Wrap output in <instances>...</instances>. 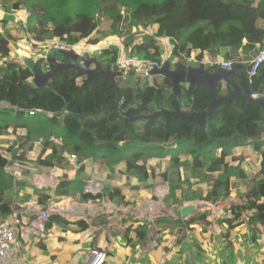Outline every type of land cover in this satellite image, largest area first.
<instances>
[{"label": "trees", "instance_id": "1", "mask_svg": "<svg viewBox=\"0 0 264 264\" xmlns=\"http://www.w3.org/2000/svg\"><path fill=\"white\" fill-rule=\"evenodd\" d=\"M182 1L23 0L21 9L19 4L14 5L11 11H18L21 17L14 18L15 22L17 20L16 34L0 31V211L10 200V197L3 199L12 177L6 169L14 163L26 166L23 171L28 176L41 168H65L70 164L66 153L74 155L80 163L74 166L77 171H82L84 162L91 159L103 163L109 170H114L117 165L128 181L138 177L145 182L154 175L155 167L149 161L156 155L168 157L165 164L167 198L172 197L174 203L188 200V193H192L191 199L215 203L230 195L232 180H237L243 184L242 191H236L241 204H231L226 217L218 220L221 233L230 237L231 229L244 221L246 211H251L247 224L264 229V139L254 138L257 129L264 126V105L261 108L257 100L239 95L236 102L221 103L207 114L208 129L195 128L194 119L186 114L158 113L151 119L125 121L114 107L118 103L121 111L132 116L151 114L156 106L177 111L184 105L201 112L211 98L203 85L180 83L181 93L177 97L171 92V81L167 77L153 75L149 82L136 76L134 69L123 70L117 63L120 49L124 57L135 52L160 64L169 59L174 65L189 63L192 50L199 49L194 58L200 63L203 51L209 50L212 54L227 47L226 59L236 62L240 68L246 64L249 70V53L256 45L264 48V0L257 9L249 7L251 0H216L226 8L239 6L255 12L253 30L243 32L246 43L243 44V40L240 46H232L222 34L228 32L230 25L243 28L242 23L226 19L218 23L208 17L189 18L184 15ZM143 8L156 10V15L144 12ZM25 11L28 16H24ZM122 21L128 39L121 46L102 48L100 58L98 56L102 67L109 64L113 71L122 72L115 78L117 87L108 78L100 76L81 87L85 75L75 68H61L51 74L46 86L36 87L32 82L33 72L23 59L10 58L11 43L38 53L54 41L89 46L98 43L102 36L113 39L121 36ZM153 24H156V31H150ZM165 36H169V41L164 52ZM129 46L132 52H128ZM41 54L35 58L34 65V70L39 73H43L45 53ZM55 55L68 61L65 55ZM208 67L213 70L216 65ZM55 68V64L49 63L50 70ZM237 79L242 87L250 83L252 90L256 91L260 86L264 90V62L255 75L241 74ZM62 109L85 115L80 119L57 115ZM95 110L99 111L88 114ZM249 142H254L258 154L257 168L248 161L250 152L247 150V154H232L236 147L250 146L246 145ZM37 147L36 157L30 158L29 153ZM190 176L195 183H204L205 188L192 190ZM183 184L186 188L181 186ZM33 195L42 209L47 208L50 199L57 203L64 197H74L80 202L101 199L105 195L109 199L124 198L120 188L103 187L100 192H85L84 181L78 175L73 179L61 178L53 196L31 187L30 192L23 195V201ZM48 219L66 226L76 224L81 229L87 228L83 220L69 222L56 214H50ZM206 219L201 214L183 221L156 217L153 224L161 231L176 225L182 232L184 226L198 221L209 224Z\"/></svg>", "mask_w": 264, "mask_h": 264}, {"label": "crops", "instance_id": "2", "mask_svg": "<svg viewBox=\"0 0 264 264\" xmlns=\"http://www.w3.org/2000/svg\"><path fill=\"white\" fill-rule=\"evenodd\" d=\"M14 4L11 0H0V31L8 30L11 34L16 31L13 24L14 18H17L18 15H16V10L11 12ZM217 4L220 7L219 10L215 12L209 10L206 17L212 18L218 23L225 19L237 20L243 24V28L230 25L228 32L222 35L232 46H238L237 43L240 40L246 41L243 32L253 30L255 12L238 6L236 8L244 14L251 13L252 19H248L244 14L229 16V9L233 7L227 6L226 8L220 3ZM19 7L21 9L22 6L19 5ZM237 36L241 37L237 40ZM108 39L106 37V40ZM11 45L12 52L16 53L21 60L25 55L32 56V53L24 49L18 53V47L13 43ZM49 48L45 47V50ZM88 49L81 48L86 52ZM257 49L261 48L256 45L250 56L255 55ZM228 50L229 48L225 47L212 54L209 50H205L202 53V61L198 63L194 54H197L199 49H195L192 50L193 57L189 63L205 68L211 64L217 66L221 60H228L224 55ZM43 52L46 53L38 51V54ZM15 60L17 61V59ZM37 148L29 153L30 158L36 157L39 151V147ZM68 161L70 162L69 159ZM149 163L155 167V172L144 182L140 181L138 177H132L128 181V177L119 172L117 165L114 170H109L98 162L91 159L86 160L84 169L78 175L84 181V191L96 193L100 192L103 187L120 188L124 198L109 199L105 195L101 199L82 203L74 197H64L57 203H53L50 199L47 207L54 208L50 214H56L69 222L83 220L87 224V228L81 229V226L76 224L66 226L61 222L54 223L47 219L44 235L37 234L30 228L31 219L39 213L42 206L37 203L35 195L27 201H23V195L29 193L30 188L34 187L45 190L53 196V191L61 178L73 179L76 177L74 166H78L80 163L75 160L74 164L70 162L63 169L41 168L39 171L31 172L28 176L23 171L26 166L16 163L9 166L6 171L12 177H10V187L3 199L6 200L5 198L10 197V200H8V206L0 211V221L14 224L13 222L17 218L20 219L19 224H14V229L17 238L21 241V247L17 251L9 252L4 264H86L90 258H93L90 255L91 250L105 253L102 264H264V229L261 230L262 226L260 229H256V227L247 224L251 211L243 213L244 221L231 229L230 237L221 233V226L217 223L220 218L226 217L231 204H241L236 191H242V183L232 180L231 192L232 190L233 192L229 197H223L215 203L191 199L192 193L187 194L188 200L174 203L172 198H167V192L162 195L165 211H159L158 214L156 213L158 208H156V196L158 195L157 191L162 190L160 189L162 184L156 183V179H158L156 163ZM120 168L122 169L121 164ZM190 181L192 190L196 187L205 188L204 183H195L191 176ZM94 182L100 183L102 189L93 185ZM165 183L168 186L166 178ZM233 183H237V185L233 187ZM181 186L186 188L185 184ZM176 196H179V190L176 191ZM184 203L197 205L196 212L188 218L201 214L206 216V220L210 223L205 224L203 221H198L184 226L182 232L178 231L179 226L176 225L168 226L167 229L161 231L153 224V219L156 217L178 219L174 215V211ZM53 204H57V207H52ZM7 208H10V211L6 213Z\"/></svg>", "mask_w": 264, "mask_h": 264}, {"label": "water", "instance_id": "3", "mask_svg": "<svg viewBox=\"0 0 264 264\" xmlns=\"http://www.w3.org/2000/svg\"><path fill=\"white\" fill-rule=\"evenodd\" d=\"M57 54L65 55L68 57V61H63L55 56H47L46 60L49 63L56 65L54 70H46L43 73H39L34 70L35 59L31 57L24 56L23 63L33 72L32 82L36 87L46 86L47 82L52 73L58 71L61 68H75L77 71L83 73L85 77L82 79L81 87L89 83L90 80L95 76H100L102 78H108L111 83L117 87L115 83V78L121 76L122 72L113 71L109 64L102 67L100 60L97 57L91 56L88 52H83L79 54L73 52V50L57 48L55 49ZM150 75H159L161 77H167L171 81V92L177 97H180V83H189L195 85L205 86L210 93V100L205 110L197 112L191 107L180 106L177 111H171L168 109L160 108L156 106L155 110L148 115H136L132 116L126 111H121L118 103L115 104V108L118 113H121L125 121L135 120L140 118L151 119L158 113H167L172 116L179 114H186L187 116L194 119L195 128L208 129L209 123L207 114L212 112L219 104L227 102L229 100H234L236 102L239 95H243L249 99H255L259 102L260 107L264 105V90L260 86L258 90L254 91L248 83L245 87H242L237 80V76L241 74H247V65L244 64L241 68H238L236 62H232L230 68H221L219 65L211 70L208 67H202L201 65H193L191 63H177L172 65L169 59H165L161 65L154 66L150 71ZM221 88L223 91L220 92ZM99 110L88 112V114H94ZM57 115H69L80 119L85 113H75L67 109H62L56 113ZM264 133V126L257 129L254 135L255 139H260L261 134ZM15 151V149L13 150ZM223 203V202H221ZM197 210V205L193 203H184L179 208L174 211L176 218L184 220L192 215ZM164 212V211H162Z\"/></svg>", "mask_w": 264, "mask_h": 264}, {"label": "rangeland", "instance_id": "4", "mask_svg": "<svg viewBox=\"0 0 264 264\" xmlns=\"http://www.w3.org/2000/svg\"><path fill=\"white\" fill-rule=\"evenodd\" d=\"M11 1H13V3H15V4H19V5H21V2L23 1V0H11ZM14 4V5H15ZM181 4H182V7H184L185 8V11L187 12H184V15L185 16H187V17H189V18H195V19H198L197 17L199 16V15H201V17L202 18H204V17H206L207 15H208V11L209 10H212L213 12H215V11H218L219 10V6H218V4H217V1L216 0H183L182 2H181ZM22 6V5H21ZM230 10V13H229V16H233V15H241V14H244L242 11H240V10H238L237 8H231V9H229ZM12 11H14V10H12ZM11 11V12H12ZM143 11L144 12H148V13H153L154 15H156V10H152V9H150V10H148L147 8H143ZM176 11H179V10H177L176 9ZM16 15H18L17 16V20L19 19V18H21L20 17V15H19V12L18 11H16ZM244 16L245 17H247L248 19H252V15H251V13L250 14H244ZM156 21V20H155ZM14 26H15V28L17 27V23L14 21V24H13V28H14ZM150 31H156V24L154 25H152L151 27H150ZM15 32V33H14ZM13 33H12V35H15L16 34V31H14ZM22 32V31H21ZM20 32V34L22 35L23 33H21ZM96 35H99V34H96ZM128 33H126V30H125V22L124 21H122V33H121V36H117L114 40H112V39H108V40H106V37H104V36H102V37H100V41L98 42V43H96V44H93L92 46H86V43H80V44H76L77 45V49H81V48H89L88 49V53L90 54V55H92V56H95V57H97L98 58V56H99V58H100V53H101V50H102V48H104V47H106V46H111V47H113V45H115V46H121V44H123L127 39H128ZM168 37L169 36H165V38H164V42H163V44L165 45V48H164V52H165V49H166V46L168 45V41H169V39H168ZM241 36H237V40L240 38ZM241 41H243V40H240V42ZM133 42H135V39H133ZM240 42L239 43H237L239 46H240ZM13 45H14V43H13ZM241 45H242V43H241ZM130 47L131 46H129L128 47V52H132L131 51V49H130ZM259 49H257V51H258ZM45 51H47V50H45ZM28 52L29 53H32V56L34 57V58H37V56H38V53H36V52H30L29 50H28ZM50 52H52V51H50ZM133 53H135V52H133ZM130 54V53H129ZM128 54V55H129ZM250 54H251V52L249 53V55H248V62L252 59V57L254 56V55H252V56H250ZM48 55V54H47ZM10 56H12V59H17V61H20L21 59L16 55V53H14V52H12V53H10ZM121 56H123L122 55V50L120 49L119 51H118V59L121 57ZM124 57V56H123ZM104 58V57H103ZM138 58H140V56L138 57ZM99 60V59H98ZM196 62V61H195ZM173 65V64H172ZM130 68H133L134 70H135V72L137 73V67L135 66V65H133V66H131ZM153 77L154 76H148L145 80H148L149 82H152V79H153ZM142 79H144V78H142ZM144 80V81H145ZM261 138H263L264 139V133H262L261 134ZM257 140H259V139H257ZM252 143H254V142H249V143H247L246 145H250V146H241V148L240 147H236V148H234L233 150H232V154L233 155H237V154H239V153H241V152H244L245 154H247V152H245V150H247L248 152H250V154H248V155H250L249 156V158H248V161L251 163V165L254 167V168H257V167H259V159H258V154L256 153V151H255V148H254V146H253V144ZM170 150L172 149V147L171 146H169L168 147ZM36 152V151H35ZM64 155H66L67 156V158L70 160V162H72L73 164H74V162H75V160H76V158H69L68 157V155L65 153ZM185 158V157H184ZM158 159H160V162H159V165H157V162H158ZM167 159H168V157H166V158H164V157H157L156 155L155 156H153V157H151V159H150V161L149 162H155L156 163V169H158L157 170V173H156V175L158 176V179H156V183H160V184H162V186H160V189H162L161 191H157V198H159V199H157L156 198V208L158 209H156V213H158L159 211H165V205H164V203L162 202V199H163V197H162V195H165V194H167V192H168V186H167V184L165 183V164H166V162H167ZM94 162H96L97 163V161H94ZM161 162H162V164H161ZM99 163V162H98ZM99 164H101V166H106V165H103V163H99ZM103 170V169H102ZM256 170V169H255ZM75 171V174H77V175H79L80 174V172L81 171H77L76 169L74 170ZM181 172H183V171H181ZM194 179V178H193ZM234 185H233V187L235 186V185H237V183H233ZM93 185H97L98 187H100L99 189L101 190L102 189V186L100 185V183L99 184H97V183H93ZM89 186H90V184H89ZM232 192H233V190H232ZM231 192V193H232ZM229 197V196H228ZM172 198V197H171ZM165 201H166V199H164ZM82 203V202H81ZM198 204H201V203H199L198 202ZM57 204H53V206L52 207H57L56 206ZM204 212V211H203ZM159 214V213H158ZM148 215V214H147ZM173 217V216H172ZM162 219H164V218H162Z\"/></svg>", "mask_w": 264, "mask_h": 264}, {"label": "built area", "instance_id": "5", "mask_svg": "<svg viewBox=\"0 0 264 264\" xmlns=\"http://www.w3.org/2000/svg\"><path fill=\"white\" fill-rule=\"evenodd\" d=\"M262 0H251L249 3V7L253 9H257L261 5ZM28 11L24 12V16H28ZM246 41H243V44H245ZM47 47L50 48H62V49H68L73 50L76 49L75 52L79 54H83L84 50L77 49L76 44H68V43H62L59 41H54L50 44H47ZM49 48V49H50ZM18 53H20V50H22L21 47H18ZM48 50V49H47ZM26 57H30L29 55H25ZM137 55V53H131L126 57H120L117 59V63L119 64L120 68L123 70H130L133 68H130L131 66L135 65L137 67V73L135 72L136 76H139L140 78H147L149 76V71L154 66H159V63H156L155 61L140 57ZM43 68L44 70L49 69V62L46 60V56L43 58ZM264 62V48H261L258 50V52L252 57V59L249 61V70L247 69L248 76L255 75L257 73L258 68L260 65ZM232 64V61L230 60H221L219 62V66L221 68H230ZM30 114H33V111L29 112ZM69 158H75L74 155H68ZM54 208L47 207L46 209H41L39 213L30 221V228L35 231L37 234L44 235L45 234V221L48 219L50 212L53 211ZM14 224H19L20 219L17 218L14 222ZM14 224H6L4 222L0 221V264H4L5 259L9 252L11 251H17L21 247V241L17 238V235L15 234ZM93 258H90V260L87 261L86 264H102L105 258V253L102 251L97 250H91L90 254Z\"/></svg>", "mask_w": 264, "mask_h": 264}, {"label": "clouds", "instance_id": "6", "mask_svg": "<svg viewBox=\"0 0 264 264\" xmlns=\"http://www.w3.org/2000/svg\"><path fill=\"white\" fill-rule=\"evenodd\" d=\"M90 46V45H89ZM45 47H47V45L45 46ZM57 49V48H56ZM55 51V48H50V49H48L47 51H45L46 53L44 54V56H49V51ZM84 52H85V50H84ZM48 54V55H47ZM40 56H42V54L40 53V54H38V56L37 57H40ZM31 58H34L33 56H31ZM35 59V58H34ZM44 60V59H43ZM163 62V61H162ZM162 62H161V64H162ZM160 64V63H159ZM160 64V65H161ZM42 66H43V64H42ZM48 70H50V69H48ZM46 70H44V68H43V72H45ZM150 75V74H149ZM150 76H152V75H150ZM144 79H146V78H144Z\"/></svg>", "mask_w": 264, "mask_h": 264}, {"label": "flooded vegetation", "instance_id": "7", "mask_svg": "<svg viewBox=\"0 0 264 264\" xmlns=\"http://www.w3.org/2000/svg\"><path fill=\"white\" fill-rule=\"evenodd\" d=\"M56 54V52L54 51L53 53H51L50 51H49V55L50 56H57V55H55ZM58 57V56H57Z\"/></svg>", "mask_w": 264, "mask_h": 264}]
</instances>
